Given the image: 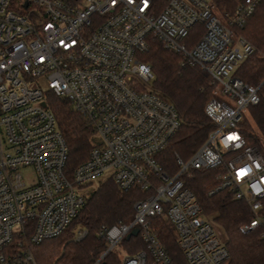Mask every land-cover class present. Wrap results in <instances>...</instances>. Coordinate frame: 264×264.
Masks as SVG:
<instances>
[{
  "label": "built area",
  "instance_id": "obj_1",
  "mask_svg": "<svg viewBox=\"0 0 264 264\" xmlns=\"http://www.w3.org/2000/svg\"><path fill=\"white\" fill-rule=\"evenodd\" d=\"M261 1L221 13L214 0H0V264H37L33 246L70 226L88 198L85 187L108 170L121 189L151 193L134 203L129 222L101 226L108 247L95 264L135 228L145 248L122 253L120 264H176L156 216L174 225L189 264H224L226 240L187 185L198 169L219 168L215 191L229 189L249 205L254 218L243 233L264 227V154L240 128L260 101V85L235 75L254 48L234 30ZM198 24L204 33L188 47L184 40ZM152 39L180 53L183 64L199 65L215 85L205 113L216 127L189 159L177 156L174 175L157 154L182 118L153 90V69L140 58ZM47 90L70 101L100 138L72 176ZM29 166L35 176L27 182L21 169ZM87 233L78 229L75 237Z\"/></svg>",
  "mask_w": 264,
  "mask_h": 264
},
{
  "label": "trees",
  "instance_id": "obj_2",
  "mask_svg": "<svg viewBox=\"0 0 264 264\" xmlns=\"http://www.w3.org/2000/svg\"><path fill=\"white\" fill-rule=\"evenodd\" d=\"M243 0H214L221 13L234 12ZM237 35L250 43L254 50L239 63L235 75L244 82L259 86L260 101L247 109L254 125L246 118L240 128L248 142L264 154V0L243 26L235 27ZM204 33V25L191 29L184 40L193 47ZM154 72L153 90L171 100L178 108L182 123L168 146L157 154V160L169 175L179 170L177 156L189 159L205 142L216 125L205 113L207 101L214 95L211 75L199 65L183 64V56L165 47L158 39L151 40L150 49L140 55ZM46 103L54 114L57 125L69 147L67 172L85 162L94 146V129L88 119L75 110L71 102L51 90L45 93ZM220 169H198L187 185L195 192L205 215L226 238L229 258L224 264H264V227L248 233L240 229L254 218L249 205L234 197L229 189L218 187ZM151 192L139 188L121 189L112 177L103 181L87 198L85 205L70 226L59 236L33 246L37 264H95L108 247L101 235L105 223H126L134 216V203ZM160 239L176 264H189L177 243L174 225L164 216L153 218ZM86 229L87 235L76 239V230ZM145 248L141 234L124 237L119 246L109 251L101 264H120L122 253L135 254Z\"/></svg>",
  "mask_w": 264,
  "mask_h": 264
},
{
  "label": "rangeland",
  "instance_id": "obj_3",
  "mask_svg": "<svg viewBox=\"0 0 264 264\" xmlns=\"http://www.w3.org/2000/svg\"><path fill=\"white\" fill-rule=\"evenodd\" d=\"M217 12H218V11H217ZM218 13H219V12H218ZM234 30H235V28H234ZM235 33H236V32H235ZM236 35H237V33H236ZM237 36H239V35H237ZM246 118H248V119L250 120V122L254 125V123H253V121H252V119H251L249 113L246 114ZM254 127H255V125H254ZM93 140H94V143H99V142H100V138H99L98 135H95ZM21 171H22V174H23V176H24V178H25V180H26L27 182H30V181L34 178V176H35L34 168H33V167H30V166H29V167H22ZM111 172H112V170H108V171H106L102 176L96 178L91 184L87 185V186L85 187V194H86L87 196H89L94 190H96V189L98 188V186H99L103 181H105L106 179H108V177H109V175L111 174ZM219 230H220V229H219ZM220 231H221V230H220ZM221 233H222V232H221ZM223 237H224V236H223ZM225 240H226V238H225Z\"/></svg>",
  "mask_w": 264,
  "mask_h": 264
},
{
  "label": "water",
  "instance_id": "obj_4",
  "mask_svg": "<svg viewBox=\"0 0 264 264\" xmlns=\"http://www.w3.org/2000/svg\"><path fill=\"white\" fill-rule=\"evenodd\" d=\"M137 233H138V228H135V229H133V230L131 231L130 234H128L127 237H130L131 235H136Z\"/></svg>",
  "mask_w": 264,
  "mask_h": 264
},
{
  "label": "snow or ice",
  "instance_id": "obj_5",
  "mask_svg": "<svg viewBox=\"0 0 264 264\" xmlns=\"http://www.w3.org/2000/svg\"><path fill=\"white\" fill-rule=\"evenodd\" d=\"M230 139H234V137H230Z\"/></svg>",
  "mask_w": 264,
  "mask_h": 264
}]
</instances>
